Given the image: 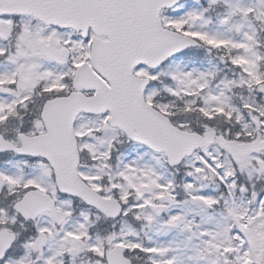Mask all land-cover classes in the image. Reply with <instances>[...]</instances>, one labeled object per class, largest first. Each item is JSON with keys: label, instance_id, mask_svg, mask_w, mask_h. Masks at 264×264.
I'll use <instances>...</instances> for the list:
<instances>
[{"label": "snow or ice", "instance_id": "snow-or-ice-1", "mask_svg": "<svg viewBox=\"0 0 264 264\" xmlns=\"http://www.w3.org/2000/svg\"><path fill=\"white\" fill-rule=\"evenodd\" d=\"M0 264H264V0H0Z\"/></svg>", "mask_w": 264, "mask_h": 264}]
</instances>
